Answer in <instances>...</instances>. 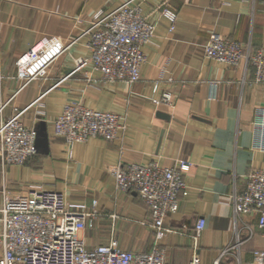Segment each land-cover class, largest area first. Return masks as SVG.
Here are the masks:
<instances>
[{
    "label": "crops",
    "instance_id": "1",
    "mask_svg": "<svg viewBox=\"0 0 264 264\" xmlns=\"http://www.w3.org/2000/svg\"><path fill=\"white\" fill-rule=\"evenodd\" d=\"M126 1L0 0V123L19 112L23 125L43 137L23 165H6L0 156V206L23 207L37 185L93 214L80 234L88 247L114 238L120 249L134 252L156 245L169 264H188L194 253L199 264H212L223 250L221 264H248L255 251L264 253V236L257 213H234L233 196L251 170H264V151L253 145L264 82L254 80L244 61L230 66L207 59L204 46L211 33L249 50L264 46V0H135L154 33L131 87L102 81L90 62L77 65L89 57L81 34L94 15ZM165 3L176 11L172 30L160 14ZM43 37L70 45L44 75L23 85L15 60ZM163 93L171 106L158 102ZM67 103L125 115V129L115 140L91 138L69 151L53 129ZM180 161L190 163L186 194L157 237L148 207L134 192L117 190L110 169ZM199 218L205 226L197 232Z\"/></svg>",
    "mask_w": 264,
    "mask_h": 264
},
{
    "label": "built area",
    "instance_id": "2",
    "mask_svg": "<svg viewBox=\"0 0 264 264\" xmlns=\"http://www.w3.org/2000/svg\"><path fill=\"white\" fill-rule=\"evenodd\" d=\"M160 14L172 30L176 11L165 3ZM153 33L154 24L141 13L135 0H128L109 13L99 11L82 31L90 54L78 59L77 65L90 62L100 71L102 81L131 87L140 80V67L146 60L142 48ZM69 45L57 37L41 38L15 60L16 78L27 85L41 77ZM204 56L230 66L244 61L253 70L254 80L264 82V46L249 50L211 33ZM158 102L171 106L172 98L163 93ZM38 113L43 115L44 111ZM125 126V115L90 109L80 103L63 105L53 120L54 135L64 139L69 151L74 144L91 138L115 140ZM36 137L34 129L23 125L19 112L1 121L2 162L23 165L36 151ZM253 139L254 148L264 151V108L253 123ZM189 168L187 161H180L176 167L131 162L112 167L110 173L117 190L134 192L148 207L149 225L160 237L165 219L177 211L180 196L186 194L184 174ZM233 209L236 215L257 213V225L264 236V170L247 174L244 188L233 196ZM92 215L84 206L68 203L61 192L31 185L23 207L15 208L6 202L0 206V264H169L165 251L156 245L149 252H134L120 249L117 240L111 238L106 244L88 247L80 234L91 226L88 219ZM204 226L205 220L199 218L195 230L199 232ZM224 253L225 250L212 264H221ZM188 264H199L196 253ZM248 264H264V253L255 251Z\"/></svg>",
    "mask_w": 264,
    "mask_h": 264
},
{
    "label": "water",
    "instance_id": "3",
    "mask_svg": "<svg viewBox=\"0 0 264 264\" xmlns=\"http://www.w3.org/2000/svg\"><path fill=\"white\" fill-rule=\"evenodd\" d=\"M40 136L37 133V137H36V140H35V148L43 141V137H40Z\"/></svg>",
    "mask_w": 264,
    "mask_h": 264
}]
</instances>
